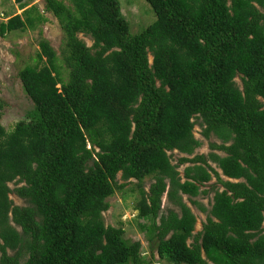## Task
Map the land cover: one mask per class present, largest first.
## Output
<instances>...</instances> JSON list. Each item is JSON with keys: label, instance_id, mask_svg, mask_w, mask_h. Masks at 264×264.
I'll use <instances>...</instances> for the list:
<instances>
[{"label": "trees", "instance_id": "16d2710c", "mask_svg": "<svg viewBox=\"0 0 264 264\" xmlns=\"http://www.w3.org/2000/svg\"><path fill=\"white\" fill-rule=\"evenodd\" d=\"M13 1L22 13L0 35L35 31L52 14L68 78L42 38L35 65L18 73L34 108L11 131L0 99V264H151L103 216L131 180L162 260L264 264V0H147L156 20L137 35L119 0H43V11ZM196 125L224 155L174 163L169 153L201 147ZM213 175L225 189L208 209L196 199ZM166 194L176 209L162 208ZM185 196L208 215L200 233Z\"/></svg>", "mask_w": 264, "mask_h": 264}, {"label": "rangeland", "instance_id": "374dc122", "mask_svg": "<svg viewBox=\"0 0 264 264\" xmlns=\"http://www.w3.org/2000/svg\"><path fill=\"white\" fill-rule=\"evenodd\" d=\"M121 10L130 26V34L137 35L143 32L149 25L156 20V15L147 2V0H119ZM69 4V2H66ZM29 7L38 4L41 11L44 10L43 0H28ZM22 11L19 6L13 0H0V23L6 22L7 17H12L17 14H21ZM47 21L38 27L35 31L27 29L26 31H14L7 33L6 36L0 35V99L5 103L2 109V125L11 131L15 125L22 119H25L27 115L33 110V103L31 99L25 93L22 83L18 77L19 71L27 65H35L37 54L40 53L39 41L42 38L47 39L51 46L56 50L58 54V66H60L61 72L64 74V79L67 80L66 67L61 60V51L64 45V34L60 28L58 20L52 15L45 13ZM41 33V34H40ZM80 39L86 42L91 47L93 40L89 36L79 34ZM152 61V57L150 58ZM236 83L242 88V81L240 77L236 78ZM194 134L197 139L202 142L200 148L195 151L192 156L181 154L177 151L169 153L172 155L174 163L182 157L193 158L196 155L208 156L212 152H217L220 155H224L223 152L215 151L211 148V144H221V141L216 136H211L206 139L203 136V128L200 125H196ZM190 164H185L180 167L179 171L181 176H184V170ZM214 167H217L213 164ZM220 174V178L223 181H230L225 177L222 172L217 168ZM121 175H119V179ZM234 181L235 180H231ZM152 180L147 178L145 180V188L149 189ZM137 181L131 180L125 189L116 191L115 195L108 199L110 208L103 216L106 225H112L114 227H123L126 232V238L132 241H140L142 244V254L151 261V264H172L167 260H162L156 248V241L152 242L151 235L148 231H143L141 228L144 220L138 217V212L135 206L139 200V193L135 189ZM12 189L15 188L14 184H11ZM207 190V195H201L196 200L202 203L206 208L210 209L211 204L215 196L216 190L223 191L225 188L219 179L213 175L212 180L201 188ZM10 199L14 202L15 206L24 207L27 206L25 200L18 197L15 193L10 196ZM184 201L190 206L192 212L197 217V223L195 227V234L202 232L205 223L207 222V214L201 212L195 205L189 201V197L185 196ZM162 208L167 210L168 208H175L167 199V194L163 197ZM16 227V225H15ZM19 232L21 228L17 227ZM191 242V241H190ZM10 256L15 253L9 252Z\"/></svg>", "mask_w": 264, "mask_h": 264}, {"label": "clouds", "instance_id": "9594fccd", "mask_svg": "<svg viewBox=\"0 0 264 264\" xmlns=\"http://www.w3.org/2000/svg\"><path fill=\"white\" fill-rule=\"evenodd\" d=\"M229 179V178H228ZM230 181L232 180V179H229Z\"/></svg>", "mask_w": 264, "mask_h": 264}, {"label": "flooded vegetation", "instance_id": "af4514ba", "mask_svg": "<svg viewBox=\"0 0 264 264\" xmlns=\"http://www.w3.org/2000/svg\"><path fill=\"white\" fill-rule=\"evenodd\" d=\"M232 182V181H231Z\"/></svg>", "mask_w": 264, "mask_h": 264}]
</instances>
